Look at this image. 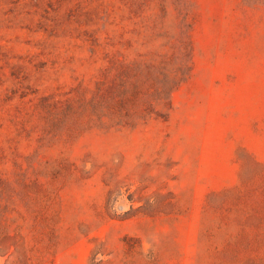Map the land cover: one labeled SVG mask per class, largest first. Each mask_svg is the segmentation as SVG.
Instances as JSON below:
<instances>
[{"label": "rangeland", "instance_id": "rangeland-1", "mask_svg": "<svg viewBox=\"0 0 264 264\" xmlns=\"http://www.w3.org/2000/svg\"><path fill=\"white\" fill-rule=\"evenodd\" d=\"M0 264H264V0H0Z\"/></svg>", "mask_w": 264, "mask_h": 264}]
</instances>
